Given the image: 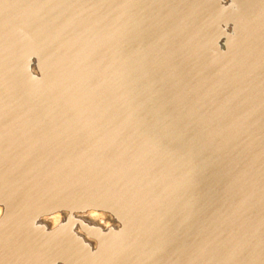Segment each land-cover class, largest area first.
<instances>
[{"label": "water", "instance_id": "95a60500", "mask_svg": "<svg viewBox=\"0 0 264 264\" xmlns=\"http://www.w3.org/2000/svg\"><path fill=\"white\" fill-rule=\"evenodd\" d=\"M38 125L114 255L27 264H264V0H0V132Z\"/></svg>", "mask_w": 264, "mask_h": 264}, {"label": "bare ground", "instance_id": "6f19581e", "mask_svg": "<svg viewBox=\"0 0 264 264\" xmlns=\"http://www.w3.org/2000/svg\"><path fill=\"white\" fill-rule=\"evenodd\" d=\"M163 65L167 68L169 60L163 61ZM29 109L33 113L32 108L29 107ZM79 135L80 132L77 129H54L46 125L21 126L20 129L0 132V205L2 204L0 206V264H27L35 256L41 261V257L47 254L50 246L61 242L66 250L74 245L78 249L81 240L72 231L75 226L81 227L95 239H99L98 245L101 246L102 258L106 259L114 255L108 244L103 242L108 235L103 230L107 228L103 229V226L96 221L93 223L78 217L76 212L81 210H77V205L70 208L67 213L53 210L63 208L60 206L68 203L63 200L71 197L68 196L70 188H67L68 184L65 185L59 173L52 177L47 173H51L50 168L64 169L66 164L61 152L62 147L67 138L70 136L77 138ZM10 137H15L17 140L11 141ZM150 165H152L151 162ZM155 183L157 184V180ZM50 212L58 213L49 217ZM87 214V217L92 216L91 218L95 220L103 217L91 209ZM43 215L45 216L42 217ZM55 225L57 226L54 227ZM62 225H65L64 229ZM58 232H64L59 237L60 240L57 239ZM154 243L152 241L148 244L147 239V257L152 247H155L154 250H159L173 245V238H168L163 243ZM53 247L57 254L64 252L61 247ZM15 249L18 250V255ZM23 256H25L24 259Z\"/></svg>", "mask_w": 264, "mask_h": 264}]
</instances>
